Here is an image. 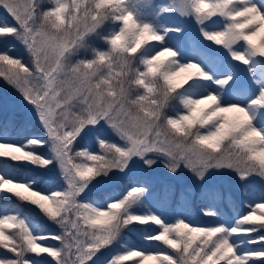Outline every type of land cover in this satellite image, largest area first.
Returning a JSON list of instances; mask_svg holds the SVG:
<instances>
[{
  "label": "snow or ice",
  "instance_id": "1",
  "mask_svg": "<svg viewBox=\"0 0 264 264\" xmlns=\"http://www.w3.org/2000/svg\"><path fill=\"white\" fill-rule=\"evenodd\" d=\"M0 9V39L29 57L0 51V79L42 130L21 140L0 120V264H264V187L229 221L212 183L230 172L264 184V0H0ZM90 133L95 148L81 143ZM158 164L192 174L213 222L191 218V190L171 216L150 205L147 181L108 190ZM129 233L160 246L138 247Z\"/></svg>",
  "mask_w": 264,
  "mask_h": 264
},
{
  "label": "rangeland",
  "instance_id": "2",
  "mask_svg": "<svg viewBox=\"0 0 264 264\" xmlns=\"http://www.w3.org/2000/svg\"><path fill=\"white\" fill-rule=\"evenodd\" d=\"M5 15V11L0 9V22L3 21ZM8 19L10 20V17ZM0 48L2 51L8 50L11 54H18L19 52H22V54L25 53L28 59L27 62H29V57L23 46L11 37L7 39H0ZM0 120L10 123L11 127L9 131L11 135L18 139L22 140L30 135L42 134V130L33 116L30 108L20 99L19 93L2 79H0ZM81 143L82 145L87 144L92 148H95L96 145L94 141V134L90 133ZM40 151L46 152L47 149L41 148ZM34 170H36V174L40 176L48 177L49 175H52L38 169ZM55 175L57 177L56 182L58 183V170ZM129 179L147 181L152 189L149 198L150 205L157 207L163 206L167 209L166 214L169 216L175 213L179 203L184 200L185 195H188L189 190H191L192 194L189 197V211L191 218L196 222L202 223V218L200 219L199 217V215H202L200 212L201 206H197L195 200V193L200 191L201 186L195 180L192 174L186 169H182L178 175L173 176L160 164L156 165L151 171L147 172L143 170L142 166L137 165L128 177L123 178L119 182L112 183L108 190H123V185L126 184ZM212 183L221 193V200H227L230 194L238 196L237 198L239 200H243L238 188L239 181L235 177L234 173L224 172L219 174L213 178ZM249 184H252V187H264V184H262L259 178H255L254 180L250 181ZM177 195H181L180 200L182 199V201L176 200ZM255 202L259 201L253 200L251 203ZM18 206L26 213L34 216L41 224H44L46 226L47 232L59 231L57 226L47 221L35 207L28 205L27 203H21L18 204ZM146 230L151 231L152 229L147 228ZM127 235L129 238L130 236H133L131 233ZM48 243L55 242L49 240ZM3 251L4 250H0V252ZM105 255L107 256L108 253H105ZM42 264H52L51 258L45 257L42 261ZM257 264H259V260L257 261Z\"/></svg>",
  "mask_w": 264,
  "mask_h": 264
},
{
  "label": "trees",
  "instance_id": "3",
  "mask_svg": "<svg viewBox=\"0 0 264 264\" xmlns=\"http://www.w3.org/2000/svg\"><path fill=\"white\" fill-rule=\"evenodd\" d=\"M44 3L47 4L48 0H44ZM1 49V48H0ZM2 51V50H0ZM11 54V53H10ZM13 56H20L24 59V61L26 63H28V59L25 53L22 54V52H19L18 54H11ZM36 173V170H32ZM240 194L243 197V200H239L236 195H232L230 194L229 197L227 198V200L223 201V200H219V202L217 203V207L220 209V211L224 214L225 218L228 219L229 221H231L235 216L244 214L248 208L245 204V201L251 203L253 200H258L259 197V191L262 187H252V184H249L247 187L242 184L241 182H239L238 185ZM180 196L181 195H177L176 196V200L177 201H182V199L180 200ZM11 200V204H21L22 202L17 201L15 198H10ZM195 200H196V205L197 206H202L203 203H205V201H203L200 197V191L198 193H195ZM23 204V203H22ZM202 223H211L213 222L212 218L209 217H205L203 215H199ZM44 225V224H42ZM45 226V225H44ZM46 227V226H45ZM154 226H148L147 228H153ZM146 228V229H147ZM130 239L132 240V242L138 246V247H156V246H160L158 242H152L151 244H147L146 242L142 241L141 239H139L136 235L133 234V236H130Z\"/></svg>",
  "mask_w": 264,
  "mask_h": 264
}]
</instances>
